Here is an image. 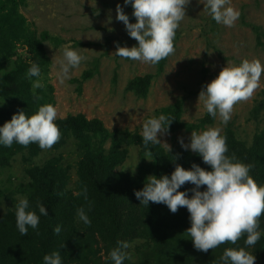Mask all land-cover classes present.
I'll use <instances>...</instances> for the list:
<instances>
[{
  "label": "trees",
  "instance_id": "16d2710c",
  "mask_svg": "<svg viewBox=\"0 0 264 264\" xmlns=\"http://www.w3.org/2000/svg\"><path fill=\"white\" fill-rule=\"evenodd\" d=\"M16 4L15 0L11 1L9 11L13 14H16ZM8 6L5 4V8ZM11 27V22L4 19L0 12V64L9 63L14 41L20 38L16 37ZM252 30L256 35V44L264 52V35L259 27L252 26ZM48 38L47 34L41 35L39 39L29 38V49L36 56L44 57L43 41ZM30 67L29 64L18 61L9 72L0 74V127L20 110L31 116L40 106L45 105L44 100L32 89L33 77L27 76V69ZM88 76L90 72L84 73L83 79ZM150 82L149 74L134 77L128 82L125 91L138 99H145ZM182 106V101L178 100L160 110L161 115L169 117V123L172 122L167 133L199 130L205 124L212 123L213 117L207 112L197 124L183 122ZM251 116L254 119L262 116L264 119V89L260 100L252 107ZM54 123L60 129L61 138L52 148L59 153L39 165L26 168L25 184H18L19 188L23 187L21 191L18 189L19 192L16 193L11 191L10 186L0 185V204L9 198L16 204L19 200L16 195L21 194L20 198L29 201L28 210H35L40 216L38 228L33 230L29 227L28 234L24 236L16 226L15 205L0 213V264H44V256L54 251L60 252L62 264L79 263L83 262L85 254L87 259L88 252L93 250V243H101L105 253L110 256L117 241H126L135 249V242L141 241L140 248L141 251L144 250V257H150L151 254L154 257L153 263L156 264H219V258L226 248L244 247L246 250L249 247L245 245V234L235 245L227 242L207 253L196 250L190 235L186 233L191 227L187 208H179L173 214L165 204H141L134 192L143 189L147 174L140 170L133 175L123 170L129 148L136 147L140 155H143L141 160L147 171L157 178L163 175L171 177L177 164L186 170L196 164L211 171V167L196 153L178 145L172 146L170 152L160 144H150L152 155L146 157L142 136L118 129L109 131L100 120H88L81 114L67 116ZM164 127L167 128L168 124ZM221 135L226 137V155L234 154L240 162L254 165L250 175L258 186H264V127L255 132L250 145L237 139L231 124L224 128ZM68 146L73 147L77 156L76 185L72 190L69 189L67 171L63 169V153ZM43 151L37 143L27 147L15 141L11 147L0 144V174L2 170L11 167L16 155L33 157ZM11 184L12 182L9 183ZM85 187L87 200L83 195ZM194 187L191 183H186L179 191H188L191 198L190 190ZM200 190L205 191L206 186ZM37 201L44 204L47 216L39 213ZM81 207L89 217L90 225L79 220L77 209ZM258 224L261 236L256 245L250 248L255 252L256 258L264 262V214L258 219ZM57 226L61 227L58 235L54 232ZM125 251L128 252L129 248ZM106 264L114 262L108 258Z\"/></svg>",
  "mask_w": 264,
  "mask_h": 264
},
{
  "label": "rangeland",
  "instance_id": "374dc122",
  "mask_svg": "<svg viewBox=\"0 0 264 264\" xmlns=\"http://www.w3.org/2000/svg\"><path fill=\"white\" fill-rule=\"evenodd\" d=\"M11 1L0 0V12L4 19L11 22L13 33L20 38L14 41L9 63L0 64V74L9 72L18 61L30 66L32 62L38 63L41 75L32 78V89L33 82L39 79L44 86L33 90L45 104L56 107V120L81 114L88 120H100L109 131L118 129L141 136L146 120L158 118L162 108L181 100V120L197 124L207 112L202 101L198 105L202 87L217 78L228 63L239 66L245 59H259L264 66V52L256 44V35L252 30V26L259 27L264 35V0H231V6L241 13L233 27L216 23L204 11V0H190L186 16L179 22L176 31L174 53L155 65L113 55L116 42L121 47L138 46V42L127 34L125 25L116 19V7L120 4L130 22H137L132 15L131 5L125 6L124 0H15L17 15L9 11ZM5 4L9 5L8 8H5ZM44 34L49 37L43 41L45 56H36L29 49L27 41L29 38L39 39ZM262 40L264 42V38ZM64 46L76 50L86 59L79 67L70 68L68 78L61 83L59 74ZM87 72H90V76L83 79ZM148 74L151 75V82L145 99H138L125 91L131 79ZM259 83L260 87L249 100L234 105L227 124L217 116L211 124L192 131L199 133L208 127H216L222 133L231 124L237 139L250 145L255 132L264 127L262 116L258 119L251 116L252 107L260 100L264 89V73ZM192 131L158 134V139L161 146L169 149L166 144L170 148L181 146L179 138H183L185 144L190 143ZM72 149V146H68L63 153V169L67 171L70 190L76 185L77 156ZM57 153L59 151L51 148L33 157L16 155L11 167L2 170L0 185L10 186L11 191L16 193L21 191L23 187L19 188V185L25 184V169L39 165ZM140 154L136 147H130L123 170L133 175L141 170L150 176ZM16 196L20 198L21 194ZM14 205L11 198L3 200L0 213ZM135 243L138 250L130 246L127 253L131 259H125L123 264H156L151 254L144 257V250L140 248L142 242ZM92 245L93 250L88 252L87 259L86 254L84 256L79 251L83 253V262L73 264H106L109 254L105 253L103 245ZM246 251L256 257L250 246ZM255 264L264 262L256 258Z\"/></svg>",
  "mask_w": 264,
  "mask_h": 264
},
{
  "label": "clouds",
  "instance_id": "9594fccd",
  "mask_svg": "<svg viewBox=\"0 0 264 264\" xmlns=\"http://www.w3.org/2000/svg\"><path fill=\"white\" fill-rule=\"evenodd\" d=\"M189 3L190 0H124L125 6L131 5L136 23H131L124 8L117 4L116 19L125 25L127 34L138 42V46L121 47L116 42L113 55L155 65L173 54L176 31L179 22L186 16ZM203 4L204 11L216 23L227 27H233L241 14L231 6V0H204ZM63 57L59 74L61 83L68 78L70 68L79 67L86 59L68 46H64ZM262 73L264 66L259 59H245L239 66L228 63L217 78L202 87L198 105L202 101L208 114L213 118L219 116L227 124L234 105L249 100L260 87ZM40 75L38 63L32 62L27 76L39 78ZM43 86L39 79L33 82V89ZM56 118L57 109L52 104L40 106L31 116L20 110L0 127V144L11 147L15 141L27 147L37 143L42 150L51 149L61 138L60 129L54 123ZM171 123L169 117L163 114L143 123L141 136L146 157L152 155L150 144H161L158 134H166ZM165 124H168L167 128L164 127ZM179 142L185 150L190 149L202 157L203 162L212 170L206 171L196 164L186 170L177 164L171 177L148 176L143 189L134 192L136 198L144 205L149 202L165 204L173 214L179 208H187L191 227L186 233L190 235L198 251L207 253L227 242L235 245L245 234V245H256L261 236L258 219L264 214V186H258L250 175L254 165L240 162L234 154L226 155V137L216 127H208L199 133L192 131L190 143L185 144L183 138H179ZM166 145L171 152L170 146ZM186 183L195 186L190 190L191 198L188 191H179ZM203 186H206L205 191L200 190ZM83 195L87 200V187L83 189ZM29 207L26 198H19L14 207L16 226L24 236L28 234L29 227L35 230L40 223V216L35 210H28ZM36 207L41 215H48L43 203L37 201ZM77 216L86 225L91 224L83 207L77 209ZM54 232L58 235L61 227L57 226ZM129 247L128 242L117 241V246L110 251L109 258L114 264H123L125 259H131L130 254L125 251ZM43 259L44 264H62L59 251L45 255ZM255 260L256 257L244 247H230L224 250L219 264H255Z\"/></svg>",
  "mask_w": 264,
  "mask_h": 264
}]
</instances>
